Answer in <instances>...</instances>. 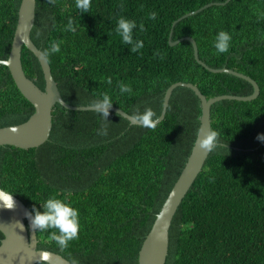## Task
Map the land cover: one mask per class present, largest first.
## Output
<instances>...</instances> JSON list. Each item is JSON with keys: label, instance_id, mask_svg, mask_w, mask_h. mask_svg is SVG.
<instances>
[{"label": "trees", "instance_id": "16d2710c", "mask_svg": "<svg viewBox=\"0 0 264 264\" xmlns=\"http://www.w3.org/2000/svg\"><path fill=\"white\" fill-rule=\"evenodd\" d=\"M226 1L91 0L82 13L75 0L54 5L36 0L30 37L41 51L62 42L47 61L71 105H93L107 93L112 106L131 116L151 108L158 117L166 90L177 81L195 84L207 98L253 92L247 80L199 64L192 43L179 40L185 36L195 40L206 66L241 72L259 86L253 100L211 105V129L223 147L209 153L172 219L166 264H264V142L256 139L264 134V18L257 19L264 0ZM20 3L0 0V60L9 56ZM151 12L157 13L154 20ZM121 16L136 21L133 37L144 42L136 53L115 31ZM69 19L75 32L64 30ZM221 30L232 41L227 53L217 54L212 41ZM170 34L172 42L179 41L171 45ZM21 62L25 75L44 89L40 63L25 46ZM120 83L129 84L132 93L121 94ZM33 111L0 64V127L22 123ZM200 116V100L185 86L173 89L154 129L111 111L102 121L96 110H67L57 103L43 144L0 146V188L14 193L33 215L52 195L68 194L79 209V239L59 249L50 239L52 230H36L38 249L77 264H138L141 245L195 143ZM102 123L107 135L99 134Z\"/></svg>", "mask_w": 264, "mask_h": 264}, {"label": "water", "instance_id": "95a60500", "mask_svg": "<svg viewBox=\"0 0 264 264\" xmlns=\"http://www.w3.org/2000/svg\"><path fill=\"white\" fill-rule=\"evenodd\" d=\"M211 4L213 3L205 4L195 11L182 15L173 22L172 26L177 21L195 14ZM35 7L36 0H21L9 56L6 60H0V64L8 67L17 88L33 105L34 111L22 123L0 127V146L11 145L27 149L43 144L49 138L52 129V109L57 103L67 110H96L93 105L74 106L62 98L57 83L52 76L48 61L44 60L40 55L42 51L34 44L30 37L35 21ZM169 39L171 41V34ZM179 40H189L192 43L194 58L199 64L205 66L211 72H226L247 80L252 84L253 92L250 95L244 96L222 94L207 98L195 84L181 81L172 83L166 90L162 110L157 117L159 118V122L165 116L173 89L177 86H185L193 90L200 100V125L195 143L186 163L159 212L156 214L154 223L141 245L138 253V264H166L169 249V229L172 219L194 180L201 172L209 155V153L200 149L198 138H203L204 133L211 129V105L223 99L250 101L255 99L259 94V86L250 76L227 68L213 69L206 66L198 57L197 45L193 38L185 36ZM179 40L170 42V44L173 45ZM23 46L29 49L40 63L45 81L44 89H41L33 80L25 75L21 62V50ZM109 111L121 115L131 124L138 125L132 120L131 115L117 106H112ZM13 128L15 131H12ZM13 198L16 202L14 209L8 210L0 207V232L3 234V238L1 239L3 247L0 248V264H36L40 259L42 251L48 254V264H71L69 260L59 253L37 248L36 230L31 225L33 214L19 198L16 196Z\"/></svg>", "mask_w": 264, "mask_h": 264}, {"label": "clouds", "instance_id": "9594fccd", "mask_svg": "<svg viewBox=\"0 0 264 264\" xmlns=\"http://www.w3.org/2000/svg\"><path fill=\"white\" fill-rule=\"evenodd\" d=\"M50 4H55V0H49ZM91 0H75V7L82 13H86L90 7ZM199 9V8H198ZM157 16L156 12L149 13L148 18L154 20ZM264 18V13H259L257 19ZM137 28L135 20L127 19L123 16L117 20L116 33L120 36L123 44L130 46V51L138 52L144 47V42L133 37V30ZM65 31L75 32L76 27L71 19L68 20L65 26ZM140 31H143V25H140ZM170 41V40H169ZM232 37L227 31H219L216 33L212 45L217 54L227 53L231 46ZM172 42V41H170ZM61 41L50 42L48 48L44 49L40 55L47 60L51 55L57 54L61 51ZM158 55V53L156 54ZM201 60V59H200ZM111 84V78L107 80ZM119 92L121 94H131L132 87L129 84L120 83ZM96 111L100 114L102 121H107L109 116V109L113 103L107 93L102 94V99H97L92 102ZM132 120L140 127L154 129L159 123V118L151 108H145L143 112L136 110L132 115ZM12 131H15L13 128ZM100 135H107L106 124H101L99 131ZM256 139L264 142V134H258ZM200 149L207 153L217 150L223 145L220 142V137L217 131L209 129L204 133L203 138H198ZM211 179V178H210ZM14 193L0 189V207L4 209H14L16 202L14 200ZM34 215L31 219L32 227L40 233L51 231L50 239L55 242L59 249H66L70 243L79 239V232L81 229L80 212L74 207L70 201L68 194L59 198L57 195H52L46 198L43 202V211H36L33 209ZM3 247V242L0 241V248ZM48 261L47 252H41L40 259L37 264H46ZM71 264H77L72 260Z\"/></svg>", "mask_w": 264, "mask_h": 264}]
</instances>
